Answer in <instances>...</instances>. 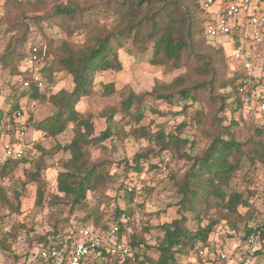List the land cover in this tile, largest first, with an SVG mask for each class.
I'll return each mask as SVG.
<instances>
[{
	"label": "trees",
	"instance_id": "obj_1",
	"mask_svg": "<svg viewBox=\"0 0 264 264\" xmlns=\"http://www.w3.org/2000/svg\"><path fill=\"white\" fill-rule=\"evenodd\" d=\"M187 1L199 6L198 0H68L67 3L57 4L47 20L50 28H59L65 37L56 44L43 34L46 41L41 44L47 51L42 66L49 83H54L57 73L69 76L73 84L69 90L62 89L52 94L40 92L34 85L31 89L23 88V80L30 78L27 58L31 46L28 31H23V28L20 29V33L24 32L22 36L16 39L15 44L10 43L6 53L0 55V68L12 69L21 78L24 90L21 96L50 103L55 108L53 116L36 124L37 131L56 139L69 126H73L72 141L65 146L58 144L54 149L55 153L65 155L62 162L67 169L57 174L58 194L53 201L58 205H70L72 211L74 208L89 209L88 196L107 190L113 181L105 166L93 161L92 149L99 148L103 142L115 137L150 139L151 132L141 125L146 118L147 109L160 116L187 117L191 107L205 99L210 107V123L214 133L207 131L211 140L200 155L189 156L183 153L186 141L178 136L166 135L164 131L155 135L161 151H173L191 163V167L181 178L171 176L170 180L179 198V216L156 228L163 234L156 246L157 257L149 254L152 247L146 239L151 229L148 225L141 231L133 229V233H129L134 222V211L129 206L127 209L116 207L104 224L105 215L99 208L94 209L82 219V224L74 226V231H77L79 227L86 225L84 222L93 218L98 227L118 224L123 225V233L127 234L129 231L127 244L132 255L122 263L117 258L105 255L103 264H176L178 256L196 254L208 247L210 236L221 225L235 234L242 232L244 241L249 242L257 237L264 239V219H257V211L250 203L253 191H239L234 184L240 177L244 162H248L250 166L260 164L264 167V124L257 120V116L248 114L243 109L238 81L244 73L236 70L228 78L221 75L219 65L224 62V54L228 50L224 46L217 44L215 47L208 42L205 36L206 19L199 23ZM11 2L13 0H5L7 4ZM9 29L14 30L11 27ZM76 35H82L81 43L72 40ZM128 43L140 51L150 50L152 65L164 68L167 72L185 73L170 83L158 84L153 92L136 94L131 91L124 97L119 108H109L102 113L107 128L97 135L93 114L82 113L77 107L84 98L93 95L97 73L122 70L118 52ZM103 88L106 97L115 93L113 83L104 84ZM227 88L231 89L232 95L219 93ZM148 97L165 103L169 108L178 107L180 110L159 111L153 105H148ZM230 98L234 100L232 113H237L242 120H246L245 115H248L254 121L247 141H241L232 131L231 125H224L228 111L227 100ZM18 110L20 105L17 99L11 102L8 113L4 114L0 110V116L4 115V124L16 125ZM195 119L200 124L203 123L204 111L195 112ZM232 124L239 125L234 121ZM129 125L135 127L126 133L125 129ZM40 151V158L31 161L27 157L20 161L5 160L11 161L13 168L21 164L29 165V181L36 186L35 202L37 206L43 207L46 201L44 172L49 168L45 158L52 156L53 152L45 149ZM149 158V153L136 155L133 159V172L141 173L144 161ZM10 164L9 162L2 168L1 178L7 175ZM166 165V162L159 165L150 163L149 168L164 171ZM127 189L129 191L127 190L126 198L130 204L134 200V190ZM14 192L19 197L17 189ZM0 197L2 203L7 202V194L2 189ZM242 209L246 212L243 213ZM122 217L128 219L126 224H122ZM60 224L61 222H57L51 232L40 236L33 243L30 252L33 253L36 248H47L53 237L63 236L62 229L67 225L60 227ZM10 238H14L12 233L6 234V239ZM35 263L44 264L41 261L32 264Z\"/></svg>",
	"mask_w": 264,
	"mask_h": 264
},
{
	"label": "rangeland",
	"instance_id": "obj_2",
	"mask_svg": "<svg viewBox=\"0 0 264 264\" xmlns=\"http://www.w3.org/2000/svg\"><path fill=\"white\" fill-rule=\"evenodd\" d=\"M17 1V2H16ZM68 0H13L11 3H5L0 0V55L6 53L10 43L17 41L21 37L20 29L28 31L29 43H45L44 33L56 44L65 37L59 28L49 27L47 18L53 13L57 4L67 3ZM21 3V4H20ZM191 5L196 17L199 20L206 19L200 6H194L193 2L187 1ZM207 22V21H206ZM13 28L11 31L9 28ZM82 35H76L72 40L76 43L82 42ZM222 38L210 41L213 46L220 45ZM249 42V40H246ZM226 46L228 52L224 54V62L219 65L221 75L224 78L230 77L231 73L239 69V63L233 59L232 42ZM261 42L253 50L255 66L264 71V46ZM43 45V44H41ZM119 60L122 64L121 71L108 70L99 72L95 76L94 93L89 98H84L78 105V110L82 113L90 112L93 114V121L96 128V134L105 131L107 124L102 117V113L109 108H119L124 97L133 91L136 94L153 92L158 84L170 83L179 77L185 71L167 72L164 68L151 64V52L140 51L134 48L130 43L119 50ZM258 61V62H257ZM226 67V68H225ZM12 69L0 68V110L3 113L10 111V104L15 99L18 100L20 110L16 114V125L4 124V115L0 116V173L7 163H11L7 175L0 177V189L7 194V202L2 203L0 197V264H32L33 255L30 256V250L33 243L43 235L53 230V225L61 222L62 234L76 232L75 225L83 223L84 217L90 214L94 209H100L105 215L103 224L111 213L120 207L127 209L128 206L134 211L133 229L141 231L145 226H149L150 232L146 235L148 244L152 247L149 254L157 257V243L163 234L156 228L164 223L171 222L178 218L179 198L171 179L172 175L181 178L191 167L187 158L178 156L173 151H161L158 140L155 135L159 131H164L166 135L172 134L186 141V147L183 153L189 156L200 155L211 138L207 131L214 133L210 121L211 110L206 102L196 103L188 112L187 117L180 115L177 117L160 116L147 109L146 118L142 126L149 129L152 137L150 139L134 138L132 136L119 139L110 138L103 142L99 148L92 149V159L96 163L105 166V169L112 175L113 181L109 184L107 190L100 193L90 194L88 196V207L83 209L74 208L60 203L54 204V197L57 191V174L65 171L67 168L63 165L64 154L55 153L56 145H68L74 136L73 126L59 135L56 139L45 136L44 133L37 131L36 124L51 117L55 113V108L50 103H42L27 96H21L24 92L21 86V78L13 72ZM45 78V76H44ZM46 80V79H45ZM47 86L43 93H58L62 89L72 88V80L65 73H57L54 83L46 80ZM113 83L115 93L106 97L103 94L104 84ZM231 89H222L219 93H230ZM233 98L227 100L228 111L224 125L232 126V131L238 135L241 141H247L251 136V127L254 121L249 119L242 120L237 113H232ZM148 105H153L162 112L179 111L178 107H168L165 103L148 97ZM204 111L205 119L200 124L195 119V112ZM20 112V115H18ZM259 121V119L257 118ZM32 121V122H31ZM234 121L239 125L232 124ZM257 121V122H258ZM260 122V121H259ZM31 126H30V124ZM133 125L126 127L128 133ZM236 127H238L236 129ZM25 128V134L20 143L25 147L26 159L34 160L40 158L42 152L40 149L52 151V156L45 158L49 168L44 172L46 182L45 205L39 207L36 205V186L29 181L30 170L28 164H21L13 168L11 161H6L3 152V144L10 140L16 142V137L21 129ZM149 153L150 158L144 161V169L141 173L133 172V159L136 155ZM166 162V170L150 169L149 164H162ZM163 171V172H162ZM239 191L250 190L253 194L250 196V203L254 205L257 219H264V167L260 164L250 166L244 162L240 177L234 182ZM127 188L134 190V200L128 204L126 198ZM17 189L19 197H16ZM129 191V190H128ZM243 213L245 209L241 210ZM85 224H94L93 218L84 222ZM205 224V222L203 223ZM97 226V225H96ZM128 231V232H129ZM127 232V234H129ZM14 238L6 239V234H11ZM131 234V233H130ZM243 233L240 234L229 230L224 225L217 227L215 233L210 236V245L201 249L198 253H189L186 256L177 258L176 264H231L233 261L239 263L244 257L255 259V264L263 261L264 257V239L257 237L252 243L242 240ZM261 246V254L256 248ZM203 251L204 255L200 252ZM227 252L229 260L221 261L216 255L221 252ZM33 253H39V248L33 250ZM251 253V255H250ZM253 254V255H252ZM30 260V261H29ZM38 264V263H35Z\"/></svg>",
	"mask_w": 264,
	"mask_h": 264
},
{
	"label": "built area",
	"instance_id": "obj_3",
	"mask_svg": "<svg viewBox=\"0 0 264 264\" xmlns=\"http://www.w3.org/2000/svg\"><path fill=\"white\" fill-rule=\"evenodd\" d=\"M198 3L207 21L206 38L210 41L222 38L224 40L220 45L224 47L229 45L226 42H232L233 59L240 66L236 70L244 73L238 81L244 111L257 116L264 124V90L257 86L254 56L246 47V40L258 44L264 37V12L261 11L264 0H198ZM46 51L39 43L31 44L27 58L30 78L23 80L24 89H31L34 85L40 92L45 91L47 83L42 63ZM24 134L25 128L17 134L16 142L8 140L3 144L5 159L20 161L26 157V149L20 143ZM121 221L126 224L128 219L122 217ZM122 226L110 224L101 228L94 224L83 225L76 232L64 233L60 238L53 237L47 248H39V253H32L31 261L44 264H103L107 255L122 263L132 255ZM200 254L204 255V252ZM216 257L221 261L229 260L225 251L219 252Z\"/></svg>",
	"mask_w": 264,
	"mask_h": 264
},
{
	"label": "crops",
	"instance_id": "obj_4",
	"mask_svg": "<svg viewBox=\"0 0 264 264\" xmlns=\"http://www.w3.org/2000/svg\"><path fill=\"white\" fill-rule=\"evenodd\" d=\"M261 11L264 12V3L261 6ZM257 45H259V43L258 44H254L252 42H250V43L246 42V47L248 48L247 50H249L252 53L254 52L253 49L255 50L257 48ZM260 45L262 47L264 46V37L262 38V41H261V44ZM254 77L257 80V83H258L257 86H258V88L264 90V71H263V68L262 69H259V67L257 68L255 66L254 67ZM260 248H261V246L258 247V248H256L255 250H260ZM250 255H251V253H250ZM263 256H264V253H263L262 257ZM263 263H264V259L261 262V264H263ZM231 264H255V259L254 260H251L250 257H244L243 258V261H240L239 263L233 261Z\"/></svg>",
	"mask_w": 264,
	"mask_h": 264
}]
</instances>
